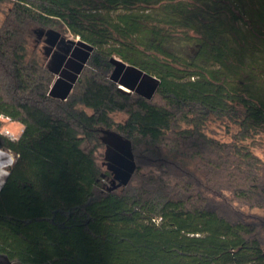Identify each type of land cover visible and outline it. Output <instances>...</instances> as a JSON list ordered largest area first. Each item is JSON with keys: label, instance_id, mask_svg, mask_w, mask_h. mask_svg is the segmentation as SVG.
I'll use <instances>...</instances> for the list:
<instances>
[{"label": "trees", "instance_id": "1", "mask_svg": "<svg viewBox=\"0 0 264 264\" xmlns=\"http://www.w3.org/2000/svg\"><path fill=\"white\" fill-rule=\"evenodd\" d=\"M0 11V125L23 126L17 143L0 133L19 154L0 190V264H264V0ZM49 30L86 50L65 97L30 49ZM220 124L237 127L231 141L209 131ZM107 132L130 144L128 179Z\"/></svg>", "mask_w": 264, "mask_h": 264}, {"label": "rangeland", "instance_id": "2", "mask_svg": "<svg viewBox=\"0 0 264 264\" xmlns=\"http://www.w3.org/2000/svg\"><path fill=\"white\" fill-rule=\"evenodd\" d=\"M8 3H5V5ZM4 18V14L2 11H0V23L2 22ZM49 31H45L44 36L39 38V35L37 33H34V37L31 38L30 40V49L31 50H37V59L46 67L53 68L54 64L56 62V56L57 54H64L62 50H60L55 46L54 48H51L48 44L47 41L51 39V37L48 35ZM61 32V31H60ZM63 33V32H62ZM65 41V44L61 45V47H66L69 46L70 43L68 41H75L76 44L74 48V52L71 54L70 59L68 60L67 65H65L63 72L61 74L56 75L55 81L53 83V89H52V94L55 96L59 97H65L71 90L73 86V81L76 80L78 73L85 61L86 58V50L85 47L78 45V38H75L71 34H64L62 35V38ZM58 44V43H57ZM128 77V80H133L132 77H129L128 74L125 75ZM124 76V77H125ZM125 90H128L124 88ZM129 91V90H128ZM147 95V94H146ZM127 116L123 113H116L114 115V119L117 122H123L125 121ZM23 130V126L20 123L13 122L7 118H2L1 119V125H0V133L4 134H10L11 136H20ZM209 131H214L215 136L222 140V141H231V135L237 131L236 126H232L229 131L228 129L220 124V125H212L209 129ZM7 136V135H6ZM259 140L262 142V146L259 147H253V150L257 155L260 157H264V133L261 134L258 137ZM250 143V142H248ZM97 157H98V162L99 164L106 169L108 162L106 163L105 161V147L99 148L97 152ZM3 167V162L0 161V168ZM116 167V165H115ZM1 190V189H0ZM264 236V235H263Z\"/></svg>", "mask_w": 264, "mask_h": 264}, {"label": "water", "instance_id": "3", "mask_svg": "<svg viewBox=\"0 0 264 264\" xmlns=\"http://www.w3.org/2000/svg\"><path fill=\"white\" fill-rule=\"evenodd\" d=\"M44 34L45 33H41L40 38L44 36ZM48 35L51 39L47 41V44L51 48H54L55 46L57 47L58 45V48L64 52V54H57L54 67L51 68L55 75H59L71 56L76 42L70 40L68 41L70 43L69 46L61 48V45L65 44L64 39H61L62 36L60 34H55L54 32H49ZM120 88L125 90L123 87ZM106 134L108 135L107 138L104 139L108 144L106 158L118 167L116 171L122 175L123 179H128L134 168L130 144L115 133L107 132Z\"/></svg>", "mask_w": 264, "mask_h": 264}, {"label": "clouds", "instance_id": "4", "mask_svg": "<svg viewBox=\"0 0 264 264\" xmlns=\"http://www.w3.org/2000/svg\"><path fill=\"white\" fill-rule=\"evenodd\" d=\"M5 135H7L11 143H17L19 141V136L13 137L7 133H5ZM18 159V153L0 146V161L3 162V167L0 168V189L4 187L8 178L12 175V170L14 169Z\"/></svg>", "mask_w": 264, "mask_h": 264}, {"label": "crops", "instance_id": "5", "mask_svg": "<svg viewBox=\"0 0 264 264\" xmlns=\"http://www.w3.org/2000/svg\"><path fill=\"white\" fill-rule=\"evenodd\" d=\"M75 48H76V47H75ZM75 48H74V49H75ZM74 49H73V51H74ZM72 53H73V52H72ZM69 59H70V57H69ZM69 59H68V60H69ZM67 62H68V61H67ZM67 62H66V64H67ZM66 64H65V65H66ZM65 65H64V67H65ZM64 67H63V69H64ZM63 69H62V71H63ZM62 71H61V72H62ZM60 74H61V73H60Z\"/></svg>", "mask_w": 264, "mask_h": 264}, {"label": "flooded vegetation", "instance_id": "6", "mask_svg": "<svg viewBox=\"0 0 264 264\" xmlns=\"http://www.w3.org/2000/svg\"><path fill=\"white\" fill-rule=\"evenodd\" d=\"M61 48H63V47H61Z\"/></svg>", "mask_w": 264, "mask_h": 264}]
</instances>
